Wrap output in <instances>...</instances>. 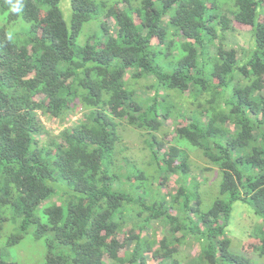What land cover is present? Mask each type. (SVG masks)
<instances>
[{
	"label": "trees",
	"instance_id": "obj_1",
	"mask_svg": "<svg viewBox=\"0 0 264 264\" xmlns=\"http://www.w3.org/2000/svg\"><path fill=\"white\" fill-rule=\"evenodd\" d=\"M60 2L0 0V264H264V0Z\"/></svg>",
	"mask_w": 264,
	"mask_h": 264
},
{
	"label": "rangeland",
	"instance_id": "obj_2",
	"mask_svg": "<svg viewBox=\"0 0 264 264\" xmlns=\"http://www.w3.org/2000/svg\"><path fill=\"white\" fill-rule=\"evenodd\" d=\"M69 1L70 0H61L60 2V8L62 11V15L64 20L68 23L69 22V16H70V10H69ZM94 27V23H92L87 28L91 29ZM234 28L236 29L235 34H233V39L236 41L242 43V41L245 40V36L249 32L250 28L248 26L235 23ZM73 117L72 119H74ZM46 128L50 131H52L54 134L57 133V131L60 129V125L57 123V121H43ZM125 138V142L128 147V151L126 152L127 156H133L135 159L139 160L144 159L146 152L143 150V143L141 140L140 135L136 131L128 130L123 134ZM194 167H203L205 164L203 160L199 156H192L191 157ZM208 176L212 177V173H208ZM216 176L212 177L208 183L209 185V191L205 186L202 185V190L205 191V203L210 204L214 197L215 192L217 193V187L215 190H213V183H215ZM49 203L46 202V205ZM248 207L241 203H235L233 205V212H232V218L230 223V236L232 237V240H234L235 243L243 244L246 235V227H251L254 225L255 218L251 217L249 213H247ZM38 246V245H37ZM32 246L33 248L29 252V248L25 250V252H21V258L25 264H37L41 261L42 258V250L39 248V246Z\"/></svg>",
	"mask_w": 264,
	"mask_h": 264
},
{
	"label": "clouds",
	"instance_id": "obj_3",
	"mask_svg": "<svg viewBox=\"0 0 264 264\" xmlns=\"http://www.w3.org/2000/svg\"><path fill=\"white\" fill-rule=\"evenodd\" d=\"M21 10V5L19 3L12 6L11 11L19 12Z\"/></svg>",
	"mask_w": 264,
	"mask_h": 264
}]
</instances>
